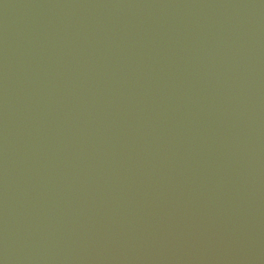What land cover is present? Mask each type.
Instances as JSON below:
<instances>
[{
	"label": "water",
	"instance_id": "1",
	"mask_svg": "<svg viewBox=\"0 0 264 264\" xmlns=\"http://www.w3.org/2000/svg\"><path fill=\"white\" fill-rule=\"evenodd\" d=\"M0 264H264V0H0Z\"/></svg>",
	"mask_w": 264,
	"mask_h": 264
}]
</instances>
